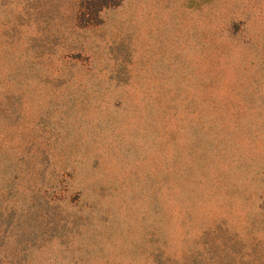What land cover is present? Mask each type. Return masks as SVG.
I'll use <instances>...</instances> for the list:
<instances>
[{
	"label": "rangeland",
	"instance_id": "obj_1",
	"mask_svg": "<svg viewBox=\"0 0 264 264\" xmlns=\"http://www.w3.org/2000/svg\"><path fill=\"white\" fill-rule=\"evenodd\" d=\"M0 0V264H264V0Z\"/></svg>",
	"mask_w": 264,
	"mask_h": 264
},
{
	"label": "trees",
	"instance_id": "obj_2",
	"mask_svg": "<svg viewBox=\"0 0 264 264\" xmlns=\"http://www.w3.org/2000/svg\"><path fill=\"white\" fill-rule=\"evenodd\" d=\"M121 0H82L80 3V18L87 23L97 21L99 13L116 6Z\"/></svg>",
	"mask_w": 264,
	"mask_h": 264
}]
</instances>
